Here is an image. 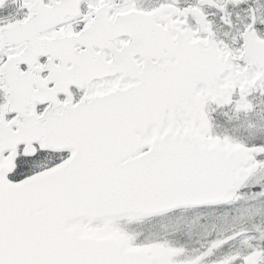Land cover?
<instances>
[{"label": "snow or ice", "instance_id": "1", "mask_svg": "<svg viewBox=\"0 0 264 264\" xmlns=\"http://www.w3.org/2000/svg\"><path fill=\"white\" fill-rule=\"evenodd\" d=\"M0 264H264V0H0Z\"/></svg>", "mask_w": 264, "mask_h": 264}]
</instances>
